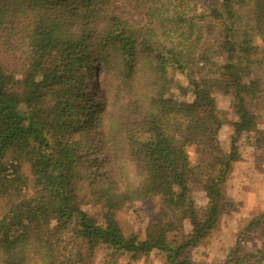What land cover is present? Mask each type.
Masks as SVG:
<instances>
[{"label": "trees", "instance_id": "1", "mask_svg": "<svg viewBox=\"0 0 264 264\" xmlns=\"http://www.w3.org/2000/svg\"><path fill=\"white\" fill-rule=\"evenodd\" d=\"M0 47V264H89L100 248L190 264L238 140L264 116V0H0ZM217 92L236 117L228 150ZM150 198L159 209L143 238L125 236L116 210ZM252 234L260 248L244 252ZM230 262L264 264V211Z\"/></svg>", "mask_w": 264, "mask_h": 264}, {"label": "rangeland", "instance_id": "2", "mask_svg": "<svg viewBox=\"0 0 264 264\" xmlns=\"http://www.w3.org/2000/svg\"><path fill=\"white\" fill-rule=\"evenodd\" d=\"M157 4L155 5L157 8L165 11L163 9L165 4ZM130 8L126 4V12H129ZM254 45L257 47L261 45L259 39H254ZM8 50L5 47H0L2 59L9 56L10 51ZM224 57L223 53L215 56L219 63L223 61ZM189 73L195 77L201 76L198 68ZM175 77L180 84L185 82L184 76L176 75ZM213 98L223 120L220 139L225 149L228 150V139L233 135L232 123L236 119L230 108L231 98L222 92L215 93ZM261 115H264V111ZM262 120L264 121V116ZM262 120L260 119L256 131L244 134L239 138L238 149L241 160L234 164L232 172L224 184L221 212L209 236L187 253L190 264H234L233 262H226L230 249L236 243L238 231L252 214H259L264 211V141H257L259 138H264ZM188 155L191 160H194L193 147L188 148ZM6 162L8 163V161ZM190 197L196 210L202 215L207 207L204 193L198 187L192 186ZM7 205L5 200L0 199V219L7 213L9 206ZM158 209V198L134 200L128 206L116 210L115 218L125 236L133 235L141 239L148 221L156 217ZM185 227L188 230V226L185 225ZM240 247L243 248L244 252L254 253L260 248V240L255 234L244 236ZM30 261L33 260L30 259ZM89 264H163V257L157 252H150L147 255L113 257L110 251L100 248L93 253Z\"/></svg>", "mask_w": 264, "mask_h": 264}]
</instances>
